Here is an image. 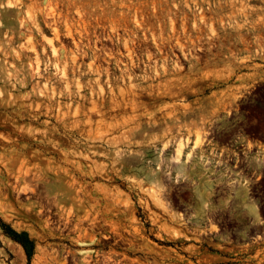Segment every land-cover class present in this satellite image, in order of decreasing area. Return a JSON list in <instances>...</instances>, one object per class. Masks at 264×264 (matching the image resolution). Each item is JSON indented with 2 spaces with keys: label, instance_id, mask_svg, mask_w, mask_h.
<instances>
[{
  "label": "rangeland",
  "instance_id": "1",
  "mask_svg": "<svg viewBox=\"0 0 264 264\" xmlns=\"http://www.w3.org/2000/svg\"><path fill=\"white\" fill-rule=\"evenodd\" d=\"M251 101L264 118V0H0V264H93L97 218L141 238L127 264H264L263 239L236 244L213 224L172 237L140 189L180 186L172 149Z\"/></svg>",
  "mask_w": 264,
  "mask_h": 264
},
{
  "label": "flooded vegetation",
  "instance_id": "2",
  "mask_svg": "<svg viewBox=\"0 0 264 264\" xmlns=\"http://www.w3.org/2000/svg\"><path fill=\"white\" fill-rule=\"evenodd\" d=\"M253 107L252 101L240 102L231 112H226L229 120L224 124L212 120L208 122L205 134L198 130L201 133L199 137L185 135L184 142L180 140L185 146L179 161L174 160L179 143L172 149L173 162L185 164L184 176L181 181H174L180 186L168 188L164 195L163 187L154 185L160 189L161 201L166 211L154 205L152 200L151 204L168 216L166 222L171 225L168 229L180 231L181 237L186 240L189 237L175 228L176 225L189 224L188 228L194 229L213 224L211 231L224 236L226 235L223 233L229 229V236L234 239L231 242L236 244L238 240H243V235L252 243L256 239L264 240V118L251 120L250 117L255 113ZM254 124L261 128L253 130L251 127ZM197 139L200 147L195 146ZM170 178L172 177L166 179ZM147 206L149 207L148 203ZM249 207L257 214L250 213ZM149 219L152 226L158 225L157 220L154 222L151 217ZM238 224H246V230L238 232ZM105 226L109 231H106ZM159 227L160 225L158 230ZM57 228H60L59 224ZM63 228L64 225L61 230ZM83 228L85 227H77L76 223H71L68 230L77 231L78 234ZM141 228L142 226L139 227L140 233ZM85 230L92 239L86 246L104 254L95 255L92 258L93 264H127L125 254L130 249V243L123 223L113 218L89 219ZM146 232L151 234L150 230ZM129 240L134 241L133 248L140 253L141 238ZM159 240L163 242L162 239ZM172 241L174 240L167 239V243ZM134 262L145 264L141 260Z\"/></svg>",
  "mask_w": 264,
  "mask_h": 264
},
{
  "label": "bare ground",
  "instance_id": "3",
  "mask_svg": "<svg viewBox=\"0 0 264 264\" xmlns=\"http://www.w3.org/2000/svg\"><path fill=\"white\" fill-rule=\"evenodd\" d=\"M127 42L128 41H126L124 38L122 39V44H123V46H124V48L126 49V51L128 50V46H127ZM127 57H128V59L130 60V64L132 65L133 63H134V61L132 60V57H131V54H130V52L129 51H127ZM129 71V70H128ZM122 73V72H121ZM121 77H122V81H124V71H123V73L121 74ZM106 79H107V85L109 86V94L111 93V92H113V91H111V87L110 86H112V85H114L115 84V82L116 81H114L113 79L111 80V78H110V76H106ZM127 79H128V85L126 86V91H127V93H129V94H133L134 96H136V94H135V92H136V90H135V92L133 91L134 90V87H133V90L131 89V86H130V84H131V81H130V79H131V76L129 75V76H127ZM97 81V80H96ZM123 86H125V85H123ZM136 88V87H135ZM100 92H99V94H102V89H100L99 90ZM169 93V92H168ZM121 95H123L122 93H121ZM102 96V95H101ZM109 98H111V99H113V97H112V95L109 97ZM166 98V94H163V95H157V96H153L152 97V99L154 100V101H160V100H163V99H165ZM122 101H124V100H122ZM94 104V103H93ZM93 104H91V105H93ZM114 104H116V103H114ZM119 104V103H118ZM94 106H95V104H94ZM93 106V107H94ZM115 108V107H114ZM116 109V108H115ZM117 109H118V106H117ZM124 109V108H123ZM89 117V116H88ZM152 117V116H151ZM149 123V122H148ZM139 124V123H138ZM154 124V123H153ZM156 124V123H155ZM152 125V129H154V128H156V125ZM136 128H138V127H136ZM135 131H137V130H135ZM142 131V127L140 126L139 127V129H138V131H137V133H140ZM195 134L197 135V137H199V135L201 134L199 131H195ZM168 145H169V142H165L164 143V145H163V149H165V148H167L168 147ZM200 145V141L197 139L196 140V142H195V146H199ZM184 143L183 142H179V144H178V146H177V149H176V156H175V158H174V160L175 161H179V159H180V157H181V154H182V150H183V148H184ZM125 152V151H124ZM93 153V152H92ZM128 153H129V151H128ZM131 154V153H130ZM115 157H116V160H115V163H119L120 165H123V167L124 166H131L133 163H132V160H130V161H125V160H123L122 158H121V152L120 151H116L115 152ZM123 156V155H122ZM100 165V164H99ZM131 178V177H130ZM145 186V185H144ZM4 190H9V189H7V187H5V185L2 187ZM0 189H1V187H0ZM140 189H141V191H142V193H148L149 195H150V199L152 200V202L154 203V205H156V206H158L159 208H161L163 211H166V208L164 207V205H163V203H162V201H161V196H160V189H159V187L158 186H151V187H147V188H143V185H142V183H141V186H140ZM1 191H2V189H1ZM1 191H0V196L2 195L1 194ZM106 192H108V191H106ZM110 193H111V191H109ZM108 192V193H109ZM117 193H118V195H121V194H123V192L122 191H117ZM128 195V194H127ZM126 195V196H127ZM150 200V201H151ZM128 200L126 201V203L124 204L125 206H127L128 205ZM152 203V204H153ZM147 209L150 211V208L147 206ZM150 214L153 216V221L155 222L156 221V217H157V215L156 214H154L153 212H151L150 211ZM168 231H170L171 233H172V236L173 237H179V236H181L182 234H181V232L180 231H178V230H176V229H173V228H170V229H168ZM81 253V252H80ZM83 254H84V256H85V259L86 258H88L89 257V255H90V253L88 252V251H83L82 252Z\"/></svg>",
  "mask_w": 264,
  "mask_h": 264
},
{
  "label": "trees",
  "instance_id": "4",
  "mask_svg": "<svg viewBox=\"0 0 264 264\" xmlns=\"http://www.w3.org/2000/svg\"><path fill=\"white\" fill-rule=\"evenodd\" d=\"M27 256L29 257V254H27Z\"/></svg>",
  "mask_w": 264,
  "mask_h": 264
}]
</instances>
